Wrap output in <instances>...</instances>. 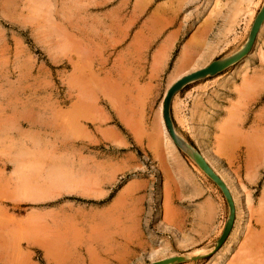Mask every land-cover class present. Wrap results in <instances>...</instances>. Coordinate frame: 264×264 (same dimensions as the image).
<instances>
[{
	"label": "rangeland",
	"instance_id": "1",
	"mask_svg": "<svg viewBox=\"0 0 264 264\" xmlns=\"http://www.w3.org/2000/svg\"><path fill=\"white\" fill-rule=\"evenodd\" d=\"M190 1L0 0V264H264V25L235 77L241 121L246 114L240 130L212 134L220 103L230 101L220 94L226 84H190L191 120L178 97L171 107L175 131L234 200V227L218 251L226 201L161 124L179 45L154 75L149 54L126 60L125 46L106 44L116 31L101 20L91 35L102 44H90L79 25L80 13L93 10L99 19L110 11L117 26L140 5L136 23L161 8L174 25ZM262 2L230 0L223 56L246 42ZM209 55L187 71L223 57ZM15 224L25 231L20 242L12 240Z\"/></svg>",
	"mask_w": 264,
	"mask_h": 264
},
{
	"label": "crops",
	"instance_id": "2",
	"mask_svg": "<svg viewBox=\"0 0 264 264\" xmlns=\"http://www.w3.org/2000/svg\"><path fill=\"white\" fill-rule=\"evenodd\" d=\"M217 1L220 2V8L216 6V0H191L189 5H182L177 11L178 15L176 24L174 25L169 23L172 17L164 16L161 8H158V11L149 12V16L144 17L142 21L136 23V15L144 13V11L139 9L141 5L137 7L138 10H135V7L132 6L125 15V20L117 26L110 11L103 13L102 21V19H99L98 12H94L93 10L84 12V14L83 11L80 13L82 17L79 25L87 34L86 40L88 39L90 44H102V42L97 41L99 39L96 33L94 36L91 35L93 31L99 29V21L101 20L106 30L116 31V36L113 39L111 38V41L108 39L106 44H120L125 46L122 52L126 56V60L144 61L145 56L149 54L148 60L154 75L164 71L169 64L170 56L174 48L179 45L177 55L172 62L168 76L171 78L177 63L185 55L188 59H186L185 67L181 71V76H184L185 74L193 73L187 71L192 63H199L201 59L203 61L205 58H209V54L213 52L216 53L215 57L218 58L219 56H223L229 49H226V46L230 45L232 39L231 29L229 27L231 14L227 8H230V0ZM200 2L202 4H199ZM221 47L224 49L221 50ZM200 54L201 56L199 58L198 56ZM243 61L228 67L215 76L202 79L203 81L226 84L228 88V93H220L228 97L230 101L220 103V111L215 118L216 120H214L212 130V134L216 136L232 134V131H229L230 129L227 130L229 125L238 127L240 130L241 125H245L246 123L245 112L243 114V121H241V112L243 110L245 111V106L243 107L241 104L242 82L240 79L238 81L235 79ZM204 67H198V70ZM232 80H235L234 84L231 82ZM190 84L182 88L172 102L174 103L175 98L178 97V100L181 101L182 112H186L184 115L189 120L193 117L190 114L192 110V103L190 102L192 88ZM171 86L172 83L168 89ZM234 132L233 134H235ZM203 157L205 158L204 155Z\"/></svg>",
	"mask_w": 264,
	"mask_h": 264
},
{
	"label": "water",
	"instance_id": "3",
	"mask_svg": "<svg viewBox=\"0 0 264 264\" xmlns=\"http://www.w3.org/2000/svg\"><path fill=\"white\" fill-rule=\"evenodd\" d=\"M263 24H264V4L258 11L251 26L250 32L248 34L247 41L244 47L240 51H238L231 57L224 59H216L212 61L204 69L191 73L190 75H187L185 77H182L168 89L162 102V118L165 129L171 141L176 147L179 146L171 116V104L175 94L178 93L186 85L205 79L207 77L215 76L221 73L222 71H224L225 69H227L228 67L245 59V57H247L254 48ZM192 156L194 162L199 166V168L204 172V174L219 188L228 206L227 221L224 224V228L219 239L216 241L215 251H218L223 247L225 242L228 240L234 227L235 218H236V209L234 205V200L225 182L220 178L218 174L214 172V170L205 160L203 155L198 150H195ZM180 259L181 258H171L153 264H170V263H174L175 261H180Z\"/></svg>",
	"mask_w": 264,
	"mask_h": 264
},
{
	"label": "bare ground",
	"instance_id": "4",
	"mask_svg": "<svg viewBox=\"0 0 264 264\" xmlns=\"http://www.w3.org/2000/svg\"><path fill=\"white\" fill-rule=\"evenodd\" d=\"M264 4V0H263V2H262V5ZM262 5H261V7H262ZM260 7V8H261ZM260 10V9H259ZM257 15V14H256ZM256 17V16H255ZM255 17L252 19V22H251V25H250V27H249V30H250V28H251V26H252V24H253V21H254V19H255ZM264 25V24H263ZM263 27V26H262ZM262 29V28H261ZM261 31V30H260ZM248 32H250V31H248ZM247 38H248V36H247ZM246 41H247V39H246ZM246 43V42H245ZM245 43H244V45H245ZM244 45L242 44V46H241V48H240V50L244 47ZM239 50V51H240ZM238 52V51H237ZM236 52V53H237ZM235 54V53H234ZM234 54H232V55H234ZM232 55H230V56H228V57H231ZM228 57H225V58H228ZM186 59H188L185 55L179 60V62L177 63V65H176V67H175V69H174V72H173V75L171 76V78H170V82H172V85L174 84V83H176L179 79H181L182 77H185V76H187V75H190V74H185L184 76H181L182 75V73H181V71L183 70V68L185 67V64H186ZM222 59H224V58H222ZM175 66V65H174ZM208 66V65H207ZM204 69V68H203ZM201 70V69H200ZM199 71V70H198ZM196 72V71H195ZM194 73V72H193ZM245 81H246V79H245ZM170 84V83H169ZM260 86V85H259ZM256 87V86H255ZM246 91H249V89H245ZM177 94V93H176ZM176 94H175V96H176ZM243 94V93H242ZM244 95V94H243ZM255 95V94H254ZM174 96V97H175ZM174 97H173V99H174ZM173 99H172V102H173ZM171 107H172V104H171ZM162 114V112H161V110H160V115ZM260 117V116H259ZM161 124H162V128H163V130H164V133H165V135H166V137L168 138V141L171 143V139L169 138V135H168V133H167V131H166V129H165V126H164V122H163V118L161 117ZM228 124V123H227ZM228 129H230V130H232L231 129V126L229 125L228 127H227V130ZM229 130V131H230ZM175 133H176V138H177V141H178V146L179 147H177L178 149H180L181 151H183L185 154H187L188 155V157L189 158H191L192 160H193V153H194V148H192L184 139H182L179 135H178V133L175 131ZM244 143V142H243ZM251 148V147H250ZM247 152V151H246ZM254 156V155H253ZM193 162H194V160H193ZM195 163V162H194ZM196 164V163H195ZM197 165V164H196ZM198 166V165H197ZM199 167V166H198ZM202 171V170H201ZM203 172V171H202ZM204 173V172H203ZM6 191V190H5ZM17 191V190H16ZM16 191H14V192H16ZM2 192H4V191H2ZM2 192H0V193H2ZM6 192H8V190L6 191ZM5 193V192H4ZM9 194V193H8ZM5 195V194H4ZM16 197V196H15ZM14 197V198H15ZM13 198V199H14ZM19 198V197H18ZM6 200V199H5ZM9 200H11L10 198H9ZM118 203V202H117ZM12 208L13 209H19V205L16 203H14V204H12ZM3 211V210H2ZM1 211V208H0V232H1V230L6 226V221H5V213L3 214V212ZM114 214V213H113ZM112 214V215H113ZM122 215V214H121ZM126 215V214H125ZM111 216V215H110ZM263 216H264V214H263ZM31 217V216H30ZM134 218V217H133ZM264 218V217H263ZM7 219H9V218H7ZM32 219V218H31ZM30 219V220H31ZM36 219V218H35ZM34 219V220H35ZM29 220V221H30ZM41 220V219H40ZM12 221V220H11ZM28 221V222H29ZM7 222H9V221H7ZM27 222V223H28ZM38 223V222H37ZM13 224V223H12ZM29 225V232H32L33 231V221H31L29 224H27V226ZM119 225V224H118ZM14 227H15V230L13 231V237H12V240L13 241H19L21 238H23V233L25 232H23V233H21L20 232V229L22 230V228H20L19 229V226H17V224H15L14 225ZM21 227V226H20ZM27 228V229H28ZM46 229V228H45ZM105 230V229H104ZM2 232H4V231H2ZM40 232H42V231H40ZM27 233V232H26ZM36 233V232H35ZM124 233V232H123ZM0 234H2V233H0ZM48 234V233H47ZM5 235V234H4ZM3 235V236H4ZM26 235H24V237H25ZM30 236H32L31 235V233H30ZM50 236V235H49ZM27 237V236H26ZM4 238V237H3ZM28 239V238H27ZM30 239H32V238H30ZM105 239H106V237H105ZM25 240V239H24ZM29 241V240H28ZM2 242V241H1ZM12 242V241H11ZM20 242V241H19ZM46 242H49V239H48V241H46ZM50 242H51V240H50ZM16 244H18V242L16 243ZM52 244V243H51ZM50 243H49V245H51ZM12 245V244H11ZM15 245V244H14ZM27 245V244H26ZM32 245H33V243H32ZM50 247V246H49ZM52 247H53V245H52ZM4 248V247H3ZM51 248V247H50ZM52 249V248H51ZM54 251V250H53ZM49 256V255H48ZM194 257H196V256H194ZM187 258L186 257H183V260H186ZM47 260V259H46ZM58 260V259H57ZM63 264V263H62Z\"/></svg>",
	"mask_w": 264,
	"mask_h": 264
}]
</instances>
